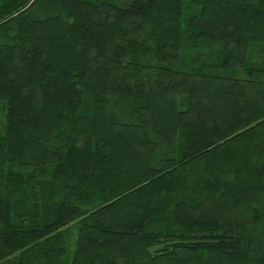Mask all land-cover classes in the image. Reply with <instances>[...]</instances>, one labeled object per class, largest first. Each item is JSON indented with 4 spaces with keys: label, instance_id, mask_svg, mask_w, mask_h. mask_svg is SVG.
<instances>
[{
    "label": "trees",
    "instance_id": "1",
    "mask_svg": "<svg viewBox=\"0 0 264 264\" xmlns=\"http://www.w3.org/2000/svg\"><path fill=\"white\" fill-rule=\"evenodd\" d=\"M0 264H264V0H0Z\"/></svg>",
    "mask_w": 264,
    "mask_h": 264
},
{
    "label": "rangeland",
    "instance_id": "2",
    "mask_svg": "<svg viewBox=\"0 0 264 264\" xmlns=\"http://www.w3.org/2000/svg\"><path fill=\"white\" fill-rule=\"evenodd\" d=\"M75 234H76V227L74 225H70L65 231L63 236L64 237L63 241L67 248L66 253L68 255V258L71 254V251L74 248L73 245H74Z\"/></svg>",
    "mask_w": 264,
    "mask_h": 264
}]
</instances>
